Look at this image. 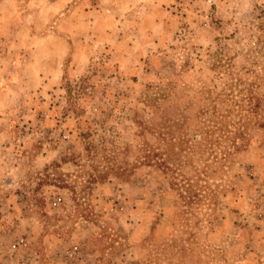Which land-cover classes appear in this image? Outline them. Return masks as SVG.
<instances>
[{"label":"rangeland","instance_id":"rangeland-1","mask_svg":"<svg viewBox=\"0 0 264 264\" xmlns=\"http://www.w3.org/2000/svg\"><path fill=\"white\" fill-rule=\"evenodd\" d=\"M0 249L264 264V0H0Z\"/></svg>","mask_w":264,"mask_h":264},{"label":"built area","instance_id":"built-area-1","mask_svg":"<svg viewBox=\"0 0 264 264\" xmlns=\"http://www.w3.org/2000/svg\"><path fill=\"white\" fill-rule=\"evenodd\" d=\"M59 200H61V199H59ZM58 203L57 202H54V205H57ZM24 239H21V240H19L18 241V243H16L15 245H14V247H16L17 245H22V244H24ZM77 252H78V248L77 247H73V248H70L67 252H66V255L68 256V257H70V258H73V257H75V255L77 254Z\"/></svg>","mask_w":264,"mask_h":264},{"label":"crops","instance_id":"crops-1","mask_svg":"<svg viewBox=\"0 0 264 264\" xmlns=\"http://www.w3.org/2000/svg\"><path fill=\"white\" fill-rule=\"evenodd\" d=\"M0 251H1V249H0Z\"/></svg>","mask_w":264,"mask_h":264}]
</instances>
